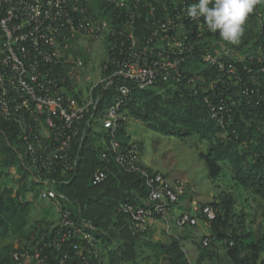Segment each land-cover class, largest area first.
<instances>
[{
  "label": "built area",
  "instance_id": "built-area-1",
  "mask_svg": "<svg viewBox=\"0 0 264 264\" xmlns=\"http://www.w3.org/2000/svg\"><path fill=\"white\" fill-rule=\"evenodd\" d=\"M91 1L0 0V118L15 125L35 180L46 186L40 199L57 200L49 183L55 182L58 172L74 170V146L95 133L104 136L100 156L107 165L94 173V184L104 183L112 174L108 159L112 156L126 172L140 175L148 191V205L122 203L119 208L134 235L146 233L154 219L179 229L211 225L217 209L193 201L190 208L177 214L185 183L151 170L141 160L139 144L132 140L123 144L117 138L121 121L126 125L121 109L132 91L160 85L179 87L185 82L195 86L194 78L186 80L183 65L197 51L199 41L193 42L192 36L199 38L207 29L203 18L197 24L186 16L187 6L197 0H102L105 7L99 11L92 10ZM143 12L148 33L140 41L135 25ZM81 40H104L105 59L113 65L107 75L108 65L101 66L100 77L85 96L77 89L66 90L68 77L61 71L85 66L78 51ZM213 47L214 52L207 50L201 56L203 65L217 72L209 88L214 91L218 84L226 90L237 88L248 104L264 106V83L256 78L249 81L245 76L252 70L247 65L238 66L247 60L264 63V44L252 55L221 44ZM258 72L264 73V66ZM112 85L117 89L115 102L99 110L102 94L95 96V90ZM204 103L211 118L225 129L234 101L219 99L213 92L204 96ZM55 227L57 236L44 242L34 256L27 251L23 256L44 264L41 252L51 248L62 254L58 264H69L72 259L73 264H103L97 229L90 220L61 211ZM213 240L212 234L207 235L203 247H209Z\"/></svg>",
  "mask_w": 264,
  "mask_h": 264
},
{
  "label": "trees",
  "instance_id": "trees-1",
  "mask_svg": "<svg viewBox=\"0 0 264 264\" xmlns=\"http://www.w3.org/2000/svg\"><path fill=\"white\" fill-rule=\"evenodd\" d=\"M90 5L92 10L98 11L105 7L102 0H92ZM143 14L135 25V33L140 41L148 33V19L145 12ZM244 29L240 43L236 45L221 39L219 31L213 34L206 29L201 37L192 36V41L199 43L197 51L183 65V74L186 80L194 78L195 86L185 82L179 87L165 88L160 85L143 91L134 90L121 113L125 118L130 116L165 136L181 141L198 138L208 142L206 152L199 154L200 160L206 165L208 177L217 180L223 173V164H227L237 185L250 189L264 200V106L248 104L238 94L237 88L226 90L218 84L214 91L211 90L209 84L216 81L217 72L204 66L201 60L207 50L214 52L215 44L233 48L241 54H254L264 44V0L249 14ZM104 65L109 67L104 75L111 73L112 63L104 60L101 66ZM244 65L252 70L245 76L246 79L251 81L256 78L264 83V73L258 72L264 63L258 59L253 62L247 60L238 66L241 68ZM61 71L68 77L66 90L71 89L74 82L69 74L77 70L64 68ZM213 92H216L219 99L234 101L225 129L211 118L204 103V96H212ZM99 94H102L99 110H105L115 102L116 85L105 90L97 88L95 96ZM121 124L123 126L117 138L126 144L131 141V136L126 132L124 121ZM105 138L109 140L107 136ZM103 149L99 143H93V133L87 136L83 144L74 146L73 158L77 160L74 170L58 172L53 178L55 182L49 183L58 196L61 211L69 210L75 218L82 216L94 224L97 229L96 238L108 250L107 263L102 262L104 256L99 255L103 264H139V243L157 250L148 256L149 264H191L178 239L173 238L168 244L143 242L141 238L146 237L147 232L137 236L131 232L128 220L119 208L122 203L144 206L140 199H148L149 194L140 175L126 172L109 156L112 174L104 183L94 184V173L107 165L100 156ZM24 154L15 125L0 118V180L5 179L3 183L0 181V264H22L26 259L23 256L26 251L34 256L44 242L49 243L58 232L55 224L47 221L40 222L32 231L28 230L32 202L24 200V197L32 194L40 199L46 186L35 180L29 160ZM12 171L19 176L20 186L16 190L6 181ZM70 203L79 205L80 209L72 210ZM209 205L217 209V218L210 225L212 237L215 241L226 242L227 256L232 264H259L264 253V234L243 231V222L234 213L233 197L225 195L220 197L219 202ZM235 220L239 228L234 226ZM16 239L18 243L23 240L27 243L16 249ZM203 240L197 242V246L209 253L211 245L203 247ZM15 255H18V260ZM41 255L43 259L46 258L44 264H58L62 256L61 252L51 248L44 249ZM33 260V264H37L38 261ZM205 260V254H201L198 263L202 264ZM73 263L74 259L69 264Z\"/></svg>",
  "mask_w": 264,
  "mask_h": 264
},
{
  "label": "rangeland",
  "instance_id": "rangeland-1",
  "mask_svg": "<svg viewBox=\"0 0 264 264\" xmlns=\"http://www.w3.org/2000/svg\"><path fill=\"white\" fill-rule=\"evenodd\" d=\"M78 51L81 59L85 62V66L82 69H75L77 72L72 71L70 78L74 82L72 89H77L82 96H85L89 86L100 77L99 70L102 62L106 60L107 44L104 40H81L78 45ZM126 132L131 136V140L137 142L141 147L140 155L143 163L163 170L173 181L180 180L185 183L186 190L181 197L180 203L187 207L195 201L198 206H204L215 201L219 202L220 197L231 195L235 202L234 213L240 218V222H243V231L245 233L256 232L258 235L264 234V200L256 196L250 189L237 185L232 179V174L227 164H223V173L217 180H211L208 177L206 165L199 158L200 153L206 152L208 142L201 141L198 138L181 141L174 137H168L151 130L147 124L139 122L130 116L126 118ZM104 140L103 135L99 137L93 133L94 144ZM1 161L2 156L0 155V170ZM18 179L19 176L16 172L12 171L6 181L12 189L16 190L20 186ZM4 180L1 179L0 181L3 183ZM24 200L32 202L29 231L34 230L43 221L56 224V214L59 208L58 200H41L35 198L32 194H26ZM69 207L74 211L80 209L79 205L73 203H70ZM160 225L164 230L167 227L163 222ZM234 226L239 228L236 220L234 221ZM175 228H177L175 225L172 226L171 231L174 232ZM189 230H192V234H197L194 238H197L198 243H201L205 236L212 234L210 225L203 223L197 228H188L186 231L188 232ZM141 239L143 242H150L151 240L148 237ZM14 242L16 243V249L27 243L25 240L18 243L17 239ZM196 250L198 251L197 258L187 253L191 264H199L198 258L201 254L206 256V260L202 264H232L227 256L228 248L226 242L213 240L209 253L198 246H196ZM107 251V249H104L103 244L100 245L99 255L101 257L102 255L104 256V258H101L104 263L108 262ZM155 251L157 250L139 243L137 262L139 264H149L148 256ZM33 262V258L29 257L22 264H33ZM259 264H264V253L261 255Z\"/></svg>",
  "mask_w": 264,
  "mask_h": 264
},
{
  "label": "clouds",
  "instance_id": "clouds-1",
  "mask_svg": "<svg viewBox=\"0 0 264 264\" xmlns=\"http://www.w3.org/2000/svg\"><path fill=\"white\" fill-rule=\"evenodd\" d=\"M261 0H197L186 8V16L197 24L203 18L207 31H219V37L239 44L250 13ZM211 4V6H210Z\"/></svg>",
  "mask_w": 264,
  "mask_h": 264
},
{
  "label": "crops",
  "instance_id": "crops-1",
  "mask_svg": "<svg viewBox=\"0 0 264 264\" xmlns=\"http://www.w3.org/2000/svg\"><path fill=\"white\" fill-rule=\"evenodd\" d=\"M100 144V143H99ZM145 164V163H143ZM147 167H149L151 170H156V171H161L163 172V170L157 168V167H153L150 164H145ZM28 201V200H26ZM140 202L144 205H148L149 204V200L148 199H144L141 198ZM183 208V209H182ZM187 208H190V204L189 206L186 207V205L180 203L177 214H179L181 211L185 210ZM60 206L58 208V212L56 214L57 216V221L59 219L60 216ZM57 223V222H56ZM160 223H162V221L158 220V219H154L151 220L149 222V226H148V230H147V234L146 237L150 238V242H162L164 244H168L173 238L178 239L182 245L183 250L187 253H189L191 256H195V258H197L198 256V251L196 250V246H197V238L196 237V233L192 234V230H189L188 232L186 231L187 229H179V228H175V231L172 232L171 231V227L174 226V224H170L169 227H166V229L164 230ZM188 256V254H187Z\"/></svg>",
  "mask_w": 264,
  "mask_h": 264
}]
</instances>
